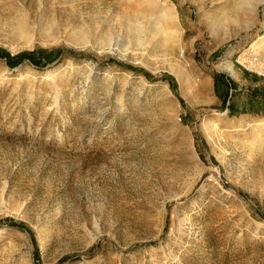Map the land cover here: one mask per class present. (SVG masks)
<instances>
[{"label": "rangeland", "instance_id": "obj_1", "mask_svg": "<svg viewBox=\"0 0 264 264\" xmlns=\"http://www.w3.org/2000/svg\"><path fill=\"white\" fill-rule=\"evenodd\" d=\"M165 1L0 0V264H264V0Z\"/></svg>", "mask_w": 264, "mask_h": 264}, {"label": "bare ground", "instance_id": "obj_2", "mask_svg": "<svg viewBox=\"0 0 264 264\" xmlns=\"http://www.w3.org/2000/svg\"><path fill=\"white\" fill-rule=\"evenodd\" d=\"M165 1V0H164ZM260 0H233L234 4L237 5V7H234L236 9H238V6H241V7H245L247 8V12L251 13L253 11V7L255 5L258 4ZM167 2V0L165 1ZM148 4V3H146ZM157 4V3H156ZM162 4V3H161ZM154 5V4H153ZM147 6V5H146ZM152 7V6H151ZM146 7L144 9H165L164 10V14H165V26L164 28H160V31H162V33L165 34V40L167 42L168 45L166 46H170L171 48H174V49H177L180 53H182V47L180 46V43H181V35H182V32H183V28L181 27V25L179 24L178 20L176 19V14H175V10H174V4L168 0V4L166 5H162L161 7H158V6H155L154 7ZM255 9V8H254ZM146 10H144V13H145ZM162 11V10H161ZM243 11V10H242ZM245 11V10H244ZM152 12V11H151ZM129 13V12H128ZM138 13V12H137ZM131 15V12L129 13ZM148 14V13H147ZM155 14V13H154ZM247 14V13H246ZM133 15V14H132ZM141 15V14H140ZM162 15V14H161ZM142 16V15H141ZM140 16V17H141ZM144 16V15H143ZM147 16V15H146ZM231 15H225V21H233V22H236L238 23L239 19L237 17H233L231 18L230 17ZM130 17V16H128ZM248 17V16H247ZM22 18V19H21ZM132 18V17H131ZM130 19V18H129ZM135 19V18H134ZM246 19V18H245ZM134 21V20H132ZM131 23V22H130ZM134 23V22H133ZM150 23V22H149ZM222 23V22H221ZM249 23V20L248 21H244L241 23V21H239V26L236 28L237 31H241L243 28H245ZM127 24V23H126ZM139 24V23H138ZM148 24V23H147ZM152 24V23H151ZM233 24V23H232ZM131 26V29L133 28L134 25H130ZM136 26V25H135ZM149 26V25H148ZM147 26V27H148ZM160 26H162L160 24ZM27 23H26V20H25V17L24 15H22L18 21L15 23V29H16V32L18 34V36H22V37H29V31L27 29ZM141 26H139V30ZM148 28H152V27H148ZM145 29V28H144ZM129 30V29H128ZM137 30V29H136ZM138 30V31H139ZM147 30V29H146ZM150 30V29H149ZM131 31V30H130ZM137 31V32H138ZM159 31V30H158ZM236 31V32H237ZM142 32V31H141ZM144 32V31H143ZM157 32V31H156ZM161 33V32H160ZM214 33V32H213ZM136 34V33H134ZM138 34V33H137ZM142 34V33H141ZM83 34H81V37H82ZM130 35H133V34H130ZM162 35V34H161ZM76 36L78 37V35L76 34ZM140 36V35H139ZM143 36V34H142ZM164 36V35H163ZM264 36V33L263 35ZM141 37V36H140ZM218 39H222V36L218 34ZM135 38V37H134ZM259 38V37H258ZM262 38V37H261ZM137 39V38H136ZM141 40V39H140ZM259 40V39H258ZM261 42V41H260ZM164 43V42H163ZM257 43V42H256ZM253 42V44H251V48L249 50H246V51H243V53L241 54V59L243 61H247L248 62V66L252 69H255V71H257L258 73H262L264 74V66H261L258 61V58L255 57V53L258 52L256 51L257 49V44ZM261 44V43H260ZM165 45V44H164ZM168 47V48H170ZM258 61V63H257ZM206 122V121H205ZM209 125V124H208ZM206 124V126H208ZM205 126V125H204Z\"/></svg>", "mask_w": 264, "mask_h": 264}, {"label": "trees", "instance_id": "obj_3", "mask_svg": "<svg viewBox=\"0 0 264 264\" xmlns=\"http://www.w3.org/2000/svg\"><path fill=\"white\" fill-rule=\"evenodd\" d=\"M61 51L62 50L59 51L58 49L46 50V49L40 48V49L31 50V51H23V52H20V53L14 55V56H11V55H9V53L5 49L0 48V56H6L10 63H12L14 61L17 62L20 59H25L26 58V59L30 60L36 66H40V65L41 66H45L46 64H48L51 61H53L54 59H56L57 55H59V53ZM68 54L74 56V55H77L78 52L69 50ZM127 68L133 69V67H131V66H127ZM138 70L142 71L147 77L151 78L150 73L144 71L143 69H138ZM164 77L167 78L169 76L168 75H164ZM232 96L233 95H231L230 98H229V106H234V103H232ZM225 97H228V93H226ZM200 154H202V153H200ZM8 220L10 221V223L12 225H16L18 228L27 230L30 233V235L33 234L32 229L25 222L14 221L13 219H8ZM34 244H36L35 240H34ZM35 249H36V252H37V247Z\"/></svg>", "mask_w": 264, "mask_h": 264}, {"label": "crops", "instance_id": "obj_4", "mask_svg": "<svg viewBox=\"0 0 264 264\" xmlns=\"http://www.w3.org/2000/svg\"><path fill=\"white\" fill-rule=\"evenodd\" d=\"M256 85H259V84H256ZM255 85V86H256ZM253 89V88H252ZM251 93V91H250ZM248 93V105L250 107H254V106H257V105H263L264 104V100L263 99H260V96L258 97H252V95ZM240 94V93H237V95ZM233 103H235V101H233ZM244 108H247V106H243Z\"/></svg>", "mask_w": 264, "mask_h": 264}]
</instances>
